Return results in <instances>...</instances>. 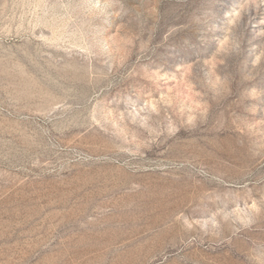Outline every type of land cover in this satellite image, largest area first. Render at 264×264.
I'll return each instance as SVG.
<instances>
[{
    "label": "rangeland",
    "instance_id": "obj_1",
    "mask_svg": "<svg viewBox=\"0 0 264 264\" xmlns=\"http://www.w3.org/2000/svg\"><path fill=\"white\" fill-rule=\"evenodd\" d=\"M0 264H264V0H0Z\"/></svg>",
    "mask_w": 264,
    "mask_h": 264
}]
</instances>
